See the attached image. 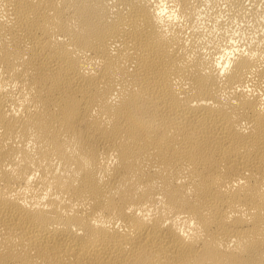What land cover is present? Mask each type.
Returning a JSON list of instances; mask_svg holds the SVG:
<instances>
[{
	"label": "bare ground",
	"instance_id": "6f19581e",
	"mask_svg": "<svg viewBox=\"0 0 264 264\" xmlns=\"http://www.w3.org/2000/svg\"><path fill=\"white\" fill-rule=\"evenodd\" d=\"M0 264H264V0H0Z\"/></svg>",
	"mask_w": 264,
	"mask_h": 264
}]
</instances>
